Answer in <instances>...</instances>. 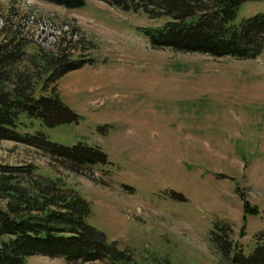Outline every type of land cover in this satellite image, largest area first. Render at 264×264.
<instances>
[{"label": "rangeland", "instance_id": "rangeland-1", "mask_svg": "<svg viewBox=\"0 0 264 264\" xmlns=\"http://www.w3.org/2000/svg\"><path fill=\"white\" fill-rule=\"evenodd\" d=\"M263 12L264 0L246 2L235 23ZM168 20L98 0L72 10L0 0V43L22 40L25 51L7 69L32 75L35 95L55 88L79 116L53 128L23 116L22 127L64 145H100L108 159L93 176L80 174L32 146L0 140V164L31 167L17 171L26 186L50 180L89 201L87 222L129 250L132 264H221L216 224L230 223L246 253L264 234V51L236 60L153 49L138 29ZM59 53L85 62L47 81L51 68L40 55ZM237 187L254 211L245 212ZM27 262L68 264L44 255Z\"/></svg>", "mask_w": 264, "mask_h": 264}, {"label": "trees", "instance_id": "trees-1", "mask_svg": "<svg viewBox=\"0 0 264 264\" xmlns=\"http://www.w3.org/2000/svg\"><path fill=\"white\" fill-rule=\"evenodd\" d=\"M65 9H80L87 0H40ZM124 12L144 13L150 19L168 18L158 28L138 29L156 50L208 55L215 59L231 57L254 60L264 51V12L239 24V8L258 0H98ZM11 38L0 43V140L32 146L63 167L83 174H95L93 166L108 163L100 145L79 142L69 146L52 141L41 131L23 128V116L40 120L49 128L79 118L55 88L35 95L33 76L17 67L24 57V43ZM42 67L50 69L48 79H58L85 61H68L64 53L42 54ZM11 81V85L6 82ZM29 173L31 167L16 168L0 164V264H29L27 257L44 255L74 262L106 261L108 264H132L133 256L117 241L87 222L91 204L76 192L64 191L48 180L47 185L26 186L17 171ZM245 203V212L254 211L244 190L236 188ZM212 241L223 257L221 264H264V234L257 238L249 253L231 238L230 223L221 222L212 229ZM7 237V238H4Z\"/></svg>", "mask_w": 264, "mask_h": 264}]
</instances>
